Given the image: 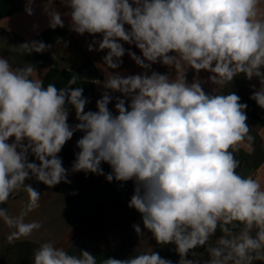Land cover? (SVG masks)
<instances>
[{
    "label": "clouds",
    "instance_id": "clouds-1",
    "mask_svg": "<svg viewBox=\"0 0 264 264\" xmlns=\"http://www.w3.org/2000/svg\"><path fill=\"white\" fill-rule=\"evenodd\" d=\"M64 2L70 8L71 30L102 34L98 50H109L103 58L107 68L122 63L126 50L118 41L135 44L143 58L131 51L128 55L144 69L156 62L176 69L186 65L212 73L209 80L218 86L241 73L248 79L258 77L261 88L251 98L264 108L260 0ZM32 3L28 0L25 8L28 15L33 14ZM45 12L51 28L64 27L60 12L52 6ZM20 47L28 54L47 48L36 41ZM185 71L175 79L157 72L127 77L109 73L104 88L131 99L126 107L125 100L117 98L114 116L107 93L97 101L98 111L85 112L83 89L70 87L75 77L64 88L51 83L44 87L42 80L30 79L31 66L13 69L0 57V204L22 190L29 198L27 211L39 208L41 193L25 184L31 176L49 187L71 183L57 154L75 131H82L72 171L104 175L101 163L106 162L112 169L106 176L109 182L133 180L128 206L142 215L144 228L157 244L176 245L179 264H200L186 257L190 250L206 246L218 227L223 235L215 246L206 247L210 259L205 264L264 261V187L238 174L234 155L241 147L251 151L247 105L235 93L206 94L200 81L186 82ZM68 105L79 121L74 128L67 123ZM10 137L14 142H7ZM29 150L39 164L28 162ZM24 215L11 217L0 208V218L15 229L7 237L9 243L41 227L39 222L25 223ZM233 221L243 225L238 233L227 227ZM133 227L143 235L139 225ZM33 264H96V259L86 250L70 255L45 242L34 251ZM102 264L172 262L151 251L127 259L107 258Z\"/></svg>",
    "mask_w": 264,
    "mask_h": 264
},
{
    "label": "crops",
    "instance_id": "crops-1",
    "mask_svg": "<svg viewBox=\"0 0 264 264\" xmlns=\"http://www.w3.org/2000/svg\"><path fill=\"white\" fill-rule=\"evenodd\" d=\"M27 3L28 0H0V28L18 36L26 43L36 41L43 42L47 46L45 51L36 53L45 55L51 61L44 62L33 69L31 79L42 80L44 87L51 83L60 89L69 86L68 81L75 77L76 83L70 87L83 89L82 95L88 101L85 112L98 111L96 103L104 93H107L112 97L108 108L115 116L118 115L115 108L117 98L124 99L126 107H129L131 99L120 92L104 88V81L109 73L127 77L137 74L151 75L152 72H157L175 79L180 71L186 70L188 84L195 80L200 81L202 89L209 95L235 93L240 97L239 102L247 105L244 110L247 116L246 124L250 128L249 135L253 137V141L251 151L244 147H241L240 151L247 161L246 165L251 166L249 173L254 175V179L259 180L264 187V108L251 98L253 93L261 88L258 77L248 79L241 73L234 77L233 81L218 86L209 80L212 73L206 70L197 72L186 65L184 69H176L174 66L156 62L152 63L150 68L144 69L128 55V51H131L143 58L141 51L135 44L123 41H118L126 50L125 55L120 58L122 63L118 68L110 69L107 68L103 59L109 50H98V42L103 39L102 34L86 32L81 35L71 30V18L68 15L70 8L66 6L64 0H33L32 15H28L25 11ZM49 6L61 13L64 27L53 29L49 26V17L45 12V7ZM258 8L261 18H264V0H260ZM125 28L130 30L129 25H125ZM4 44L0 41V49L4 48ZM89 45H92V51H89ZM9 64L13 68L10 62ZM261 71H264V68ZM67 107V123L74 128L79 121L74 107L71 105ZM84 134L82 131H75L61 152L57 154L67 170V179L71 183L62 181L49 187L31 176L25 180V184L31 185L41 193L40 207L27 211L29 198L22 190L14 192L5 202L4 206L9 216L17 217L23 212L25 223L35 221L39 222L41 227L34 230L30 236L20 237L9 243L7 237L15 229L9 228L0 218V264H33L34 251L45 242H52L55 246L63 247L70 255L78 256L82 250H86L95 256L96 264H102V261L107 258L127 259L151 251L159 253L162 258L170 260L172 264H179L180 255L175 244H157L152 233L145 229L144 225L141 228L142 236L134 234L135 221L119 205L125 199L126 193L119 187L110 189L109 181L106 179L107 174L103 169L104 175L72 171L76 155L80 151L77 141ZM14 140V137H10L7 142L12 143ZM23 143L27 144V140ZM245 143L248 142L245 141ZM27 160L39 164L30 150ZM241 163L239 161V167ZM101 166L112 171L111 166L106 162H102ZM129 181L133 187L135 182ZM121 185L125 186L126 183ZM131 190L135 189L131 188ZM242 227L243 225L239 223V228L229 229L238 233ZM255 231L253 229V235ZM222 235L215 232V237L212 240L209 239L206 246L190 250L186 259L199 260L200 264H205L210 259L206 247L215 246ZM79 240L81 244L79 249H76L75 245ZM193 253L196 255L194 256ZM253 264H264V261L255 260Z\"/></svg>",
    "mask_w": 264,
    "mask_h": 264
},
{
    "label": "trees",
    "instance_id": "trees-1",
    "mask_svg": "<svg viewBox=\"0 0 264 264\" xmlns=\"http://www.w3.org/2000/svg\"><path fill=\"white\" fill-rule=\"evenodd\" d=\"M0 35L7 38L10 41H13L16 44L17 49H15V50H10V49H5V48L0 49V55L2 57H4L5 59H7L11 63V65L13 66L14 69L26 68L28 66H31L33 69H35L36 67L42 65L44 62H50L51 61L45 55H39L36 52H32V53L28 54L25 50H23L20 47V45L25 44L26 42L23 39L19 38L18 36L14 35L10 32H6V31L2 30L1 28H0ZM234 155H235V158L237 160L242 162L240 167H238L236 169V171L239 174L241 169L244 168V166L246 165L247 161L244 159V157H243L244 155L240 150L235 152ZM102 169L105 171V173L107 175L112 172L111 170L106 169L104 167H102ZM121 183L122 184L126 183V185L122 186ZM131 185L132 184L130 181L120 182V181H116L115 179H113V181H111V183L109 182V187L111 190L114 189L115 187H119L121 189H124V193H126L125 199L122 202H120L119 205L130 215V217L133 219V221H135V225H139L140 228H142V226H143L142 215L137 210H135L134 208H130L128 206V204L131 200V197L133 195V192H134L131 190V188L135 189V185L133 187ZM4 205H5V203L1 204L0 208L5 209ZM216 232H218L220 235L223 234L220 231L219 227L217 228ZM134 234L138 235L135 230H134ZM214 237L215 236L213 235L212 237H210V239L212 240Z\"/></svg>",
    "mask_w": 264,
    "mask_h": 264
},
{
    "label": "water",
    "instance_id": "water-1",
    "mask_svg": "<svg viewBox=\"0 0 264 264\" xmlns=\"http://www.w3.org/2000/svg\"><path fill=\"white\" fill-rule=\"evenodd\" d=\"M251 171V166L250 165H246L239 173V175H241V177H246V175ZM230 229H236L239 228V223L237 221H233L232 224H230L229 226H227ZM81 244V240H79L76 245L75 248L79 249V245Z\"/></svg>",
    "mask_w": 264,
    "mask_h": 264
},
{
    "label": "rangeland",
    "instance_id": "rangeland-1",
    "mask_svg": "<svg viewBox=\"0 0 264 264\" xmlns=\"http://www.w3.org/2000/svg\"><path fill=\"white\" fill-rule=\"evenodd\" d=\"M0 41H2L3 43H5L4 48L10 49V50H15L17 49L16 44L13 41L8 40L7 38L3 37L0 35ZM3 48V49H4Z\"/></svg>",
    "mask_w": 264,
    "mask_h": 264
},
{
    "label": "built area",
    "instance_id": "built-area-1",
    "mask_svg": "<svg viewBox=\"0 0 264 264\" xmlns=\"http://www.w3.org/2000/svg\"><path fill=\"white\" fill-rule=\"evenodd\" d=\"M246 176L252 177L254 179V175L248 173Z\"/></svg>",
    "mask_w": 264,
    "mask_h": 264
}]
</instances>
